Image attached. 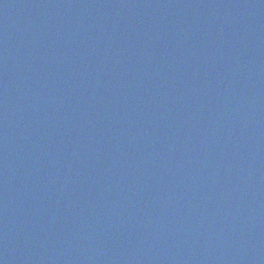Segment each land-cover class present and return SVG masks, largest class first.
<instances>
[{
  "label": "water",
  "instance_id": "95a60500",
  "mask_svg": "<svg viewBox=\"0 0 264 264\" xmlns=\"http://www.w3.org/2000/svg\"><path fill=\"white\" fill-rule=\"evenodd\" d=\"M0 264H264V0H0Z\"/></svg>",
  "mask_w": 264,
  "mask_h": 264
}]
</instances>
